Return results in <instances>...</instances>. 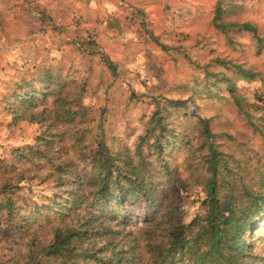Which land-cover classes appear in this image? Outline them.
Here are the masks:
<instances>
[{
	"label": "rangeland",
	"instance_id": "rangeland-1",
	"mask_svg": "<svg viewBox=\"0 0 264 264\" xmlns=\"http://www.w3.org/2000/svg\"><path fill=\"white\" fill-rule=\"evenodd\" d=\"M217 1L0 0V183L13 185L0 204L13 202L17 211L10 226V214L0 210V261L26 264L51 242L61 221L35 210L56 198L65 203L67 188L55 187L53 165L70 168L64 185L84 187L78 213L95 212L88 182L92 160L100 162L99 141L123 175L142 176L154 199L151 212L146 204L127 206L125 224L107 225L117 235L97 242L106 257L116 245L124 264H156L169 232L206 215L209 146L218 154L220 196L253 210L251 197L264 194V41L239 28L216 30ZM222 6L225 22L252 24L263 40L264 0H222ZM222 76L232 81L230 91ZM21 85L37 89L40 122L21 121L25 105L15 110L8 103ZM156 107L164 128L161 154L155 146L161 128L150 120ZM38 148L49 152L48 160L34 156ZM244 239L253 246L248 254L264 264V215ZM185 253L165 264H194L197 257ZM205 259L221 264L215 256Z\"/></svg>",
	"mask_w": 264,
	"mask_h": 264
},
{
	"label": "trees",
	"instance_id": "trees-1",
	"mask_svg": "<svg viewBox=\"0 0 264 264\" xmlns=\"http://www.w3.org/2000/svg\"><path fill=\"white\" fill-rule=\"evenodd\" d=\"M212 25L216 30L224 34L230 29L239 28L254 34L259 43L264 41V38L261 40L257 36V29L252 24L225 22L222 0H218L215 4ZM219 63L223 66L226 65V62L219 61ZM106 65L113 73L116 71L110 62H107ZM236 70L241 75H244L243 77H247V73L241 67H237ZM48 76L51 77L50 72L46 73L43 80L46 88H49L53 83ZM222 77L227 89L230 91L233 88L232 81L225 76ZM32 87L30 85L19 86L11 98L12 100L9 99L8 103L15 102V110L25 105L22 107V109L27 110L25 116L17 118L21 121L34 123L40 122V118H44V111H34L38 101V92L36 88ZM231 93L233 92L231 91ZM236 103L239 105L238 102ZM70 111L68 109L66 113H73ZM150 120L155 126L161 128L155 139L156 149L161 154L163 146L158 142L163 135L164 128H162L163 119L158 107L152 113ZM201 123L206 133L211 136L205 122L201 121ZM145 138L144 136L143 139ZM40 141H42L40 147H43L46 140L42 138ZM97 144L100 164L92 160L95 174L92 181L88 182L94 198L91 208L95 209V212L86 210L83 214L78 213V209L82 208L84 203V197L82 196L84 187L82 184L78 185L75 182H72L70 186L68 184L64 185L63 182L68 177L70 168L68 165H53L55 187L59 189L67 188L66 199H62L65 203L60 202L56 198L48 206L37 208L35 213L42 215V210H45V220L48 221L51 215H56L61 222L59 225L53 226L52 239L49 245L37 247L38 252L35 258L30 259L26 264H39L42 260L48 258H55L58 264H79L81 261L97 264H124L126 261L125 256H122L123 252L116 250V245L113 246V254L106 257L107 251L98 248L97 242L101 241L105 236L117 235L115 230L107 225L115 224L119 226L122 224L128 214V210L125 207L146 204L151 212L154 199L152 198L153 195L151 196L148 191L143 189V181L140 174L123 175L121 166L110 155L104 142L99 141ZM208 148L210 149L211 160L209 162L210 177L206 182L207 196L204 202L207 208L206 215L203 218L194 220L187 226L177 225L169 232L167 236L168 247L159 250L163 254V258L156 264H165L174 255H184L185 252V255L197 257L194 264L206 263L205 255L215 256L221 264H257L260 262L259 258L248 254L252 251L253 246L246 243L244 235L251 229L253 222L264 215V194L259 193L256 195L257 197H251L256 203L253 205L252 211L247 209L239 210L235 203L236 199L232 195L221 197L220 187L222 185L218 182L220 176L215 167V160L218 154L212 146ZM33 153L39 160H44L49 154V152L41 150V148H38ZM48 158L49 155L47 160ZM224 179V183H227L228 181ZM12 189V184L0 183V194H5ZM0 210H6L10 214L8 223L13 226L12 217L17 212L14 211L13 202L0 204ZM62 210H65V212ZM21 213L22 210L17 216L21 217ZM71 213L73 215H70ZM68 220H70L69 223H67ZM24 229H28L27 225H24ZM195 230L196 232L191 234V231ZM201 245L207 247L205 254L200 253ZM0 264L10 263L0 261Z\"/></svg>",
	"mask_w": 264,
	"mask_h": 264
}]
</instances>
